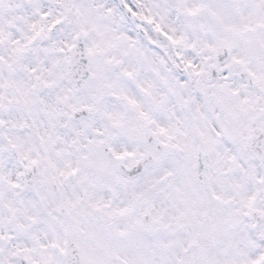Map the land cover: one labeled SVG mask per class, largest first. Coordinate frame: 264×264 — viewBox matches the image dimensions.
<instances>
[{
	"label": "snow or ice",
	"instance_id": "1",
	"mask_svg": "<svg viewBox=\"0 0 264 264\" xmlns=\"http://www.w3.org/2000/svg\"><path fill=\"white\" fill-rule=\"evenodd\" d=\"M0 264H264V0H0Z\"/></svg>",
	"mask_w": 264,
	"mask_h": 264
}]
</instances>
